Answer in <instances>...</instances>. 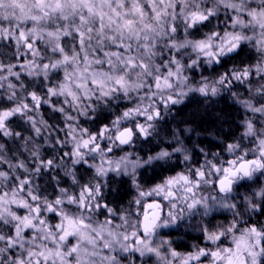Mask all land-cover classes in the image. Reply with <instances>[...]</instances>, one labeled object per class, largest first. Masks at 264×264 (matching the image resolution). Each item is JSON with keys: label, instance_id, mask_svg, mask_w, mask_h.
<instances>
[{"label": "clouds", "instance_id": "9594fccd", "mask_svg": "<svg viewBox=\"0 0 264 264\" xmlns=\"http://www.w3.org/2000/svg\"><path fill=\"white\" fill-rule=\"evenodd\" d=\"M0 264H264V0H0Z\"/></svg>", "mask_w": 264, "mask_h": 264}]
</instances>
